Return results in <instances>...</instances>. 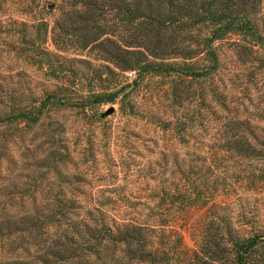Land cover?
Instances as JSON below:
<instances>
[{"label":"rangeland","instance_id":"1","mask_svg":"<svg viewBox=\"0 0 264 264\" xmlns=\"http://www.w3.org/2000/svg\"><path fill=\"white\" fill-rule=\"evenodd\" d=\"M54 3L0 0L2 95L29 101L60 89V80L51 78L46 65L38 67L25 60L18 24L36 21L44 13L41 7ZM27 8L32 15H26ZM56 14V10L44 13V18L51 22ZM237 40L229 36L216 44L220 71L210 81L192 83L191 102L176 103L170 98L169 78L147 76L132 82L133 75L126 74L129 86L115 104L55 107L40 128L0 127V222L17 214L20 207H28L32 195L22 199L26 191L37 193L40 203L43 193L52 192L60 199L76 200V222L91 215L162 224L164 231L154 233L153 247L166 248L169 260L177 264H184L187 254L198 250L204 232L210 240L219 232L221 237L220 222H230L234 235L264 226V194L258 193L259 188L255 195L234 190L237 179L229 170L232 163H219L212 148L219 144L215 138L224 114L209 99L203 105L199 102L202 93L215 90L231 116L246 118L254 107L264 109V74ZM46 47L62 58L78 54L55 51L49 35ZM66 67L64 77L84 90H98L111 81L97 61L68 62ZM51 152L60 162L48 169L46 156ZM12 248L11 239L3 237L0 257H9Z\"/></svg>","mask_w":264,"mask_h":264},{"label":"trees","instance_id":"2","mask_svg":"<svg viewBox=\"0 0 264 264\" xmlns=\"http://www.w3.org/2000/svg\"><path fill=\"white\" fill-rule=\"evenodd\" d=\"M54 1L52 8L41 7L45 14L56 10L51 22L42 13L36 21L18 24L25 60L38 67L46 65L51 78L60 80V89L29 101L10 93L2 95L0 89V127L35 129L55 107L84 109L115 104L129 86L124 80L126 74L133 75L132 82L147 76L169 78L170 98L176 103L191 102L192 83L210 81L218 75L216 44L229 36L238 39L235 43L249 52L251 62L264 74V0ZM28 10L26 15H32ZM48 35L55 51H73L77 56L62 58L50 52L46 47ZM59 58L63 61L56 63ZM91 60L99 62L111 76L107 86L84 90L64 77L66 63ZM207 99L224 114L215 138L219 144L212 148H216L219 163H232L230 169L222 167L236 175L234 190L255 195L259 188L258 193L264 194V109L252 107L246 118H241L229 114L218 91L202 93L199 102ZM47 135L51 138L53 134L50 131ZM46 158L48 169L60 162L54 152ZM242 165L243 170L235 173ZM23 194L22 199L32 195L28 207H20L17 214L0 222V241L8 237L13 244L12 254L0 257V264H177L169 260L166 248L153 247L154 233L164 231L162 224L91 215L76 222L75 199H60L45 192L40 203L37 193L28 190ZM238 211L242 213L241 206ZM220 224L222 238L219 232L210 240L204 232L198 250L187 254L184 264H264V226L234 235L230 222Z\"/></svg>","mask_w":264,"mask_h":264},{"label":"water","instance_id":"3","mask_svg":"<svg viewBox=\"0 0 264 264\" xmlns=\"http://www.w3.org/2000/svg\"><path fill=\"white\" fill-rule=\"evenodd\" d=\"M52 7H53V5L49 6V8H52ZM112 111H113V110H112V108H111V109H109V110L107 111V113L110 114Z\"/></svg>","mask_w":264,"mask_h":264}]
</instances>
